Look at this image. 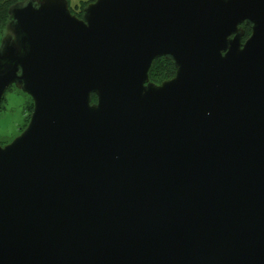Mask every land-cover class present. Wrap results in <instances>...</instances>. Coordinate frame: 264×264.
I'll return each instance as SVG.
<instances>
[{
    "label": "water",
    "instance_id": "obj_1",
    "mask_svg": "<svg viewBox=\"0 0 264 264\" xmlns=\"http://www.w3.org/2000/svg\"><path fill=\"white\" fill-rule=\"evenodd\" d=\"M10 16L0 104L16 84L33 110L0 143V264H264V0Z\"/></svg>",
    "mask_w": 264,
    "mask_h": 264
},
{
    "label": "rangeland",
    "instance_id": "obj_2",
    "mask_svg": "<svg viewBox=\"0 0 264 264\" xmlns=\"http://www.w3.org/2000/svg\"><path fill=\"white\" fill-rule=\"evenodd\" d=\"M82 0H69L70 6L74 7ZM14 36L13 27L0 33V45L3 39ZM32 98L21 91L18 85L10 87L0 104V143L5 145L17 137L28 123L27 115L30 113Z\"/></svg>",
    "mask_w": 264,
    "mask_h": 264
},
{
    "label": "trees",
    "instance_id": "obj_3",
    "mask_svg": "<svg viewBox=\"0 0 264 264\" xmlns=\"http://www.w3.org/2000/svg\"><path fill=\"white\" fill-rule=\"evenodd\" d=\"M26 0H4L3 3H0V33L4 36L6 30H10L13 25V21L10 16V7L17 2H23ZM69 1V0H68ZM94 0H82L81 3L77 4L74 7H71L73 13L78 16L83 12L84 7ZM70 5V3H69ZM241 28L244 31L243 39L245 40L251 34V26L248 24H243ZM176 73V66L171 59L166 57L157 58L150 70V81L154 83H161L162 81L173 77ZM14 86V85H13ZM12 87V86H11ZM22 91V90H21ZM23 92V91H22ZM93 101H96V96L93 95ZM30 113L27 115L28 121L33 110V100L31 101Z\"/></svg>",
    "mask_w": 264,
    "mask_h": 264
},
{
    "label": "clouds",
    "instance_id": "obj_4",
    "mask_svg": "<svg viewBox=\"0 0 264 264\" xmlns=\"http://www.w3.org/2000/svg\"><path fill=\"white\" fill-rule=\"evenodd\" d=\"M4 2V0H0V3H3Z\"/></svg>",
    "mask_w": 264,
    "mask_h": 264
},
{
    "label": "flooded vegetation",
    "instance_id": "obj_5",
    "mask_svg": "<svg viewBox=\"0 0 264 264\" xmlns=\"http://www.w3.org/2000/svg\"><path fill=\"white\" fill-rule=\"evenodd\" d=\"M82 14H83V12H82L81 15H79V16H82Z\"/></svg>",
    "mask_w": 264,
    "mask_h": 264
}]
</instances>
